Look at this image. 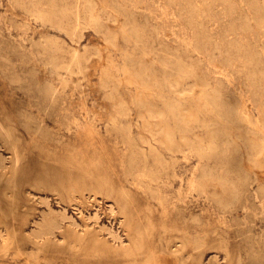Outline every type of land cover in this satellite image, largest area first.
I'll use <instances>...</instances> for the list:
<instances>
[{"label":"bare ground","instance_id":"obj_1","mask_svg":"<svg viewBox=\"0 0 264 264\" xmlns=\"http://www.w3.org/2000/svg\"><path fill=\"white\" fill-rule=\"evenodd\" d=\"M167 1L169 3L176 2V0ZM200 1L202 3L197 5H201L196 6V8L193 6L195 4L192 5L193 7L190 5V0H186L187 3L184 6L185 23L192 28L194 35L192 51L201 54L203 50L209 47L211 51L221 54L227 65L233 66L236 62L240 63L244 77L250 86L254 90H264L262 88L264 87V43L260 45L259 50H256L252 41L245 39L238 41L234 39V35L231 40L225 41V43L221 39L212 41V38L203 29L207 25L203 27V20H200L201 16H204L203 18L209 17L208 20L214 19L208 13L210 5L216 1L223 6V14L230 18V15L235 12V1ZM239 1L242 2V5L243 3L246 4L248 16L241 17L242 19L238 17L237 22L228 19L230 20L226 24L228 31H239L246 38L253 31L252 26L264 30V0ZM108 2V0H73V2L47 0L48 6L45 10L37 9L33 13L42 24L48 23L55 30L63 31L71 37L73 42L77 43L75 40V27L77 25L83 23L99 30L104 26V20L112 19L115 21L117 19L121 7L117 5L112 7V5H108ZM97 6L100 9H97ZM108 7H110L109 10H107ZM218 10L220 9L218 8ZM241 10H244V7ZM238 12L241 13L239 10ZM244 13L246 12L244 11ZM239 15L241 16V14L237 16ZM131 16L128 15L126 24H119L117 21V29L112 31L113 34H110L111 32L105 33V29L103 30L104 49L106 51L116 45L118 37L125 40L124 43L127 41L128 45L131 43L137 46L139 43L142 45L146 32L144 33L141 27L139 29V26H136L138 19H133ZM134 20L136 21L134 22ZM50 40L45 44L43 41L42 44L37 45L38 53L40 52V56L43 54L41 63L48 67L49 72L48 77L44 74L42 77L37 76L35 82L28 87V90L35 92V99L37 100L24 106L11 107L9 113L5 111L7 114L3 113L6 108L4 110L0 108V259L7 262L23 257L26 264L38 261L40 253L42 254V252L58 245V243L52 242L51 237L63 230L61 228L62 221L69 218L65 215L64 210H53L49 205V200L46 199L47 197L41 196L37 203L38 205L43 204L45 209H38V220L20 212V209L25 206V200L33 197L30 188L38 190L43 188L42 172L46 169V160L55 158L41 153L36 156L24 154L21 145L26 144L25 141L30 142V144L33 143V145H42L48 149L55 144L60 146V150H67L74 154H71L70 159L66 162L71 166L74 163L82 171V174L77 178L78 180L67 187L53 190L57 200H61L63 195L71 197L75 192L90 187L94 193H99L98 190L105 193L106 198L111 202L109 207L111 213L114 212L113 206L119 208L128 239L126 245L121 244L118 248L125 264H202L201 255L207 244L209 234L218 235L217 244L224 255L228 257L231 251L229 239L226 236L228 237L232 226H227L225 222L221 220L216 222L219 226L209 233L202 228L200 229L198 218H193L194 224L197 226L193 230L179 211L175 212L171 218L172 212L168 213L163 208L161 218L156 221L150 215L149 204L143 202L138 207H135L134 204L140 193L155 194L151 187L144 188L142 180L159 183L175 177L178 155L193 152L199 159L208 161L212 157L218 159V163L198 166L194 186L198 190L208 187L210 199L224 214L244 210L246 214L244 221L246 222L241 225L250 223L252 209L256 201L264 202V171H257L264 165L262 164V160H264V130L256 129L254 132V129L247 123L246 125L255 134L250 131H242L238 125L235 127L236 122L238 124L244 123L247 119L246 116L241 117L235 114L230 100L223 92L222 80L221 83L218 81L213 85L207 84L202 79L205 76L198 71V64L183 60L180 52L174 51L176 54L170 55L171 50L163 51L166 53L162 58L159 55L162 61L158 62L162 65V73L155 72L152 69L153 62L150 61L151 63L147 65L145 61V63L142 61L146 50L149 49H146L148 40L147 42L144 41L146 43V45L144 43L145 48L143 45L139 47L141 49L139 60L134 57V61L138 60V63L131 62L134 54L120 52L122 53V64L119 67L110 61L107 65L103 64L98 70L100 87L109 84H106L107 81H111L109 97H112L119 87H132L134 91L128 97H130L131 105L138 111L136 118H131L130 107L128 108V105L121 100L116 102L110 108V116L103 121L106 135H102L97 128L95 118L93 119L92 108L87 107L83 102L81 104L60 102L64 92L57 88L58 84L62 88L68 86L72 79L70 78L72 73L80 71L81 62L86 57L85 51L82 53L74 47L71 49L68 58L65 59L62 55L64 53L62 42L55 39ZM149 44V50L152 51L151 43ZM160 47L158 46V48ZM16 54L20 60L26 58L24 54L19 52ZM151 54L156 55L157 53ZM152 58L154 57L152 56ZM0 59L4 61L3 67H0V75L11 84L19 85L22 83L24 78L14 70L12 59L6 54H0ZM42 67L44 66L42 65ZM61 69L64 70L65 76L61 74ZM114 74L120 76L114 78ZM187 80L191 81V85L188 83L189 88L179 91V87H182L181 85ZM188 84L186 85L188 86ZM196 88L199 91L194 94ZM156 102H159L160 106L157 107ZM47 118L51 121L50 124L47 123ZM194 125L203 126L205 135L195 137L190 141L189 132ZM221 137H225V140L218 144ZM203 139L207 141H205L206 144ZM106 141L111 142L113 147L121 145L126 151L125 154H115L121 175L114 172L115 177H113L109 171L105 173L100 171L102 169L98 164L101 161L88 162L86 167L82 165L88 160L86 157L88 148L94 146L95 143L102 145ZM239 141L241 143L238 144ZM240 144L244 145L246 149L248 161L245 163L246 165L241 163V165H235L236 160V163L233 164L234 154ZM219 145L221 149H219ZM76 148L79 149L75 150ZM102 149L106 158H111V153L106 151V148ZM108 163L107 165H110L109 160ZM56 177V174L51 176L53 180H56ZM127 184H130L133 190L128 188ZM6 199L9 200V204L5 201ZM94 217L96 218V213H94L93 219ZM30 223L32 224L31 229L27 230V225ZM75 224L77 223L75 222ZM235 225L239 226L240 224L235 221ZM218 228L221 230L227 228L228 231L223 229L222 234H219ZM245 228L240 227L237 231L243 236L245 258L238 255L231 264H264V241L255 240L250 233V227L248 230ZM81 239L83 236L79 240ZM160 240H164L168 251L165 260L160 257L162 253L158 246ZM25 242L31 244L33 250L27 251L22 246V243ZM69 245L73 248L79 247L77 239L71 240ZM43 259L46 261V255Z\"/></svg>","mask_w":264,"mask_h":264},{"label":"rangeland","instance_id":"obj_2","mask_svg":"<svg viewBox=\"0 0 264 264\" xmlns=\"http://www.w3.org/2000/svg\"><path fill=\"white\" fill-rule=\"evenodd\" d=\"M68 1L73 2V0ZM108 1V5H112V7L115 5L121 7L118 14V16L120 15L119 18L117 16L118 20L116 19L113 21L112 19L105 18L106 20L103 22L104 26L99 28V30L98 28L95 30L93 27L83 23L77 25L76 27L79 28L75 27V40L77 41V43H75V41L73 42L71 37L63 33V31L55 30L48 23L42 24L38 19L35 18L34 13L37 9L45 10L47 8V0H0V54L8 55L12 59L14 64L13 66L15 68L14 70L19 76L24 78L22 83L18 85L9 83L4 77L0 75V108H3V110L6 108V110L3 111L4 114H7L6 112L9 113L11 107L24 106L37 100L35 99V92L33 90H28V87L31 83L35 82L37 76L42 77V74H44L48 77L49 74L48 67L41 63V60H43V54L40 56L37 45L42 44L43 41V44H45L48 41H51L50 39H55L62 42L64 47V53L62 55L65 57V59L68 58L71 49L74 47L78 48L80 52L82 51V53L85 51L84 53L86 54L85 60L81 62L82 68L80 71H75L77 74L74 72L70 76V78H72L70 80L71 85L69 84L70 86H66L67 88H62L60 84L57 85V88L60 89V91L63 90L61 92H64L63 96L61 95L60 102L70 104H81L83 102L87 107H91L93 110V119L95 118L94 120L96 121L97 128L100 130L102 135H106L103 121L105 118L110 116V108L113 104L121 100L126 105H128V108L130 107L129 110L131 109L129 111L131 118H136V113H138V111L134 108V106L131 105L130 97H128L131 96L134 91L132 87H119L112 97H109L111 92V81H107L106 84H109L104 85L106 87L109 85V88H105L104 86L100 87L98 70L103 64L107 65L110 61L112 64L119 67L122 64V53L120 52L134 54L132 55L133 59L131 62H135L134 57H137L139 60V55L141 54V49L139 47L143 45L145 48V42L149 40L147 44L148 47L146 45V49H150L149 43H151L152 51L145 49L146 53L142 57V61H145L146 63H144L147 65L148 63L153 62L152 69L155 70V72L159 74L162 73V65L158 64V62L160 63L161 60L159 55L162 58L167 50H173L172 52L170 51V55L176 54L174 51L180 52L182 54L181 56L183 60L187 62L192 61L193 63L198 64V71L200 74L205 76L202 79L207 84L213 85L218 81L221 83L222 80L223 83H221V85H223V92L230 100L235 114L241 117L246 116L247 119L244 123L238 124V122H236L235 127L238 125L242 131H250L252 134L256 129L264 130V90H254L250 86L244 77L241 64L236 62L233 66L227 65L223 60L222 55L217 54L216 51H211L209 47L203 50L201 54L197 52L194 53L192 51L194 43L193 30L185 23L186 20H184L186 19L184 7L187 3L186 0H176V2L170 3L167 0ZM191 1L192 0H190V5L192 6L195 4L193 5L194 8L201 5L197 4L202 3L200 0H193V2ZM232 1H235V12L232 13L233 15H230V18L223 14V6L219 2L216 1L217 4H214L216 2L212 3V5H210L211 7L209 8L208 14H210L214 19L208 20L209 17H205V21V18H203L204 16H201L200 20H203V27H206L207 25L206 28H202L204 31L206 30L205 33H207V35L212 38V41L214 39H221L225 43V41L227 42L228 40H231L234 35V39L238 41L244 39L246 41H252L256 50H259L260 45L264 43V30L252 26L253 31L250 32L246 38H244V35H242L239 31H228V27L226 25L227 22L230 21L228 19L237 22V19H242L248 16V10L245 3L242 5V2L239 0ZM239 2L240 4H238ZM177 3L179 4L177 5ZM242 6L244 7V10H241L243 9ZM109 8L110 7H108L107 10H109ZM218 8L220 10H218ZM97 9H100V7L97 6ZM238 10L241 11V13L238 12ZM244 11L246 13H244ZM235 13L241 14V16H237L238 14ZM128 15L133 17V19H138H136L137 21L134 20V22L136 21L137 24H135L136 26H139V29L141 27V30H144V33L146 32V37L144 39L145 42L143 41L141 43L142 45L137 43L138 46L131 43L132 46L130 44L129 46L127 41L124 43L125 40L118 37L116 40V45L106 51L104 49L105 40L102 34L103 30H106H104L105 33L111 32L110 34H113L114 32L112 31L117 29L118 23L126 24L125 21L128 19ZM123 16H125V20L123 19ZM153 25H156V27ZM154 28H156V31ZM226 31L228 34H225ZM222 35L226 37H223ZM102 37L104 41L102 40ZM157 45L159 47L161 46V49L165 48L166 50L162 49L161 51ZM153 47L155 48L153 49ZM123 49L125 50L122 51ZM16 52L24 54L26 58H24V60H20ZM151 53H157V56ZM152 56L154 58H152ZM138 60H136L134 64L138 63ZM3 62V59H0V67H3ZM42 65L45 68L42 67ZM61 70V74L65 76L64 70ZM118 76L120 75L114 74V78H117ZM188 81L189 80L181 85L185 88L182 89V87H179V91H184L185 89L187 90L189 88L191 81ZM186 84H188V86ZM198 91V88L194 89V94ZM63 97L65 98L63 99ZM158 103L159 102L155 103L157 107L160 106ZM46 120L48 124L51 123L48 118ZM246 123L249 124L252 129H254V132L251 131L250 127H248ZM194 126L189 132L190 141H192L195 137L198 138L205 135L204 129H202L203 126ZM64 138L66 139V137ZM219 140L220 141H218V144H221V141L223 142L225 137H221ZM230 140L231 139L229 138V141ZM205 141L206 140L203 139V142L206 144L207 141ZM25 143L26 144L21 145L23 146L22 150L24 154L36 156L37 154L41 153L44 155H49L51 158L54 156L56 159L53 157V160L50 158L46 160V169L44 172H42L43 188L39 190L32 187L30 188V193L33 195V197H30L29 200H25V206L20 209V212L26 213L32 216V218L38 220V209H45L43 204L38 205L37 203L39 197L41 196L45 198L47 197L46 199L49 200V205L53 210H64L65 215L69 217L62 221L61 228L63 230L58 231L54 237H51L52 242H55L56 244L58 243V245L56 247H52L46 252H42V254L40 253L38 261L31 262L30 264H125V260L118 251V248L121 246V244L126 245L128 243V239L123 219L119 214V208L117 206H113L114 212L111 213L109 211L111 202L108 198H106L105 193L102 190H98L99 193H94L90 187L86 188V190H80L81 192H75L73 195L75 196L74 198L73 196L70 197L63 195L61 200H57L53 190L56 188L59 189L61 187H67L75 180H78L77 178H79V176L82 174V171H80V169H78L74 163L71 166L66 162V160L70 159L71 154L73 153H69L67 150H60V146L55 144L48 149L42 145H33V143L30 144L28 141H25ZM239 143L241 142L239 141L238 144ZM98 145L99 144L95 143V147L92 145L88 148V153L86 154L88 160H86L82 165L86 167L88 162L101 161V163L99 162L98 164L102 169L100 171L104 173L109 171L113 177H115L114 172H117L118 175H121V171L119 170L118 166L119 163L115 154H125L126 151H124L123 147L121 145L113 147L111 146L112 143L109 141H106L102 144L104 147L101 144L99 146ZM219 147V149H221L220 145ZM102 148H106L105 150L111 153V158H106ZM78 149L79 148H76L75 150ZM76 157L80 158L79 156ZM198 159L199 158L193 152H187L184 155L180 154L177 157V163L175 165V177L168 180H163L159 183H151L147 180H142V185L144 188L151 187L155 194L150 195L148 193H140L137 196V201L135 202L134 206L138 207L143 202L149 204L150 215L156 221L161 218L163 208H165L168 213L172 212L171 218L175 215V212L179 211L182 215H184L187 224L193 230H195L197 227L196 224H194L193 218H198L200 222V229L202 228L209 233L211 230L219 226L216 224V222L219 220L225 222L227 226H232L230 227L228 237L226 236V238L229 239V248L231 251L228 257L224 255L222 249H220L219 245L217 244L218 235L213 234H209L207 244L201 255L202 264H231L238 255H241L243 258H245V243L243 241V236L240 234V232H237L240 227H246L245 230H248V227H250V233L252 234L253 238L255 240L264 241V202L256 201V204L252 209L250 223L241 225L242 223L246 222L244 221L246 216L244 210H238L235 213L224 214L210 199L207 190L209 189L208 187L198 190L194 186V178L197 175L198 166L202 164L211 165L218 163V159L216 157L214 159L212 157L209 161L206 159H199L201 160L199 161ZM108 160L110 161V165H107L109 164ZM239 160L240 162H238ZM233 161V164L236 163L235 165H246L245 163L248 161L244 145H238ZM262 164H264V160H262ZM79 165L82 167L81 164ZM257 171H264V165H262V167ZM53 174L57 175L56 180L51 178ZM127 187L133 190V187L130 184H127ZM5 201L8 204L10 203L7 199ZM94 213H96V218L94 217L93 219ZM89 216L91 217L90 219L88 218ZM235 221L240 225H235ZM75 222L77 224H75ZM31 226V223L28 224L27 230L31 229ZM223 229L227 228H222V230ZM222 230L218 228L217 231L219 234H222ZM110 233L114 234L111 235ZM63 236L64 239H62ZM82 236L83 239L79 240L82 238ZM155 238L157 239V236ZM73 239H77L79 243L78 248H73L72 246L70 247L69 243ZM22 246L27 251L33 250V246L27 242L22 243ZM158 246L162 252L160 257L162 260H165L168 256V251L166 250L164 240H160ZM44 255H46V261L43 259ZM9 261L6 262L0 259V264H26L23 257Z\"/></svg>","mask_w":264,"mask_h":264}]
</instances>
